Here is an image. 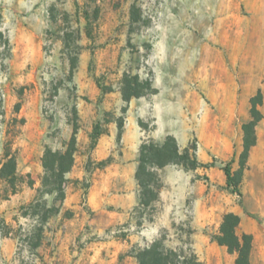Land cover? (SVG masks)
<instances>
[{
  "label": "rangeland",
  "instance_id": "1",
  "mask_svg": "<svg viewBox=\"0 0 264 264\" xmlns=\"http://www.w3.org/2000/svg\"><path fill=\"white\" fill-rule=\"evenodd\" d=\"M135 77L151 92L126 101ZM259 92L239 196L224 167L236 153L240 168ZM74 133L61 202L43 159ZM168 136L210 166L148 167L158 199L145 206L141 147ZM8 147L21 178L15 194L0 180V264H141L155 243L181 262L234 264L214 240L226 213L264 264V0H0V167Z\"/></svg>",
  "mask_w": 264,
  "mask_h": 264
},
{
  "label": "trees",
  "instance_id": "2",
  "mask_svg": "<svg viewBox=\"0 0 264 264\" xmlns=\"http://www.w3.org/2000/svg\"><path fill=\"white\" fill-rule=\"evenodd\" d=\"M123 98L130 101L133 97H143L151 92L149 83L144 87L139 77H135L134 81L126 80L122 87ZM263 104L262 93L259 92L251 99L250 119L243 124V151L239 157L240 168L233 171L232 166L237 161L236 153L233 158L224 167L226 175L227 187L232 193L241 196V184L243 174L246 169L251 150L257 144L256 129L263 119L260 106ZM100 127L94 128L92 139L94 145L100 137ZM75 133L65 151L48 150L43 165L45 169V177L43 178V189L46 193L56 194L61 202L65 199L66 173L70 172L75 163ZM196 148L188 146L183 151L177 145L175 139L168 136L165 141L160 143L149 142L141 147L140 165L137 172V182L141 189L142 204L149 206L158 199V187L156 177H152V173L148 172L149 168H162L169 164H178L187 170H196L198 168H208L209 164L200 162L196 157ZM18 173V160L11 148H6L4 153V162L0 167V180L6 182L10 187L11 193L15 194L18 190V182L20 181ZM32 186L33 182L29 181ZM241 218L235 213H226L223 216L222 223L214 240L223 247H226L230 254L236 255L234 264H251V254L253 249V237L250 234H238V228ZM141 264H198L197 259H191L188 262H181L177 259L174 252H166L160 243H155L151 248L145 251L140 257Z\"/></svg>",
  "mask_w": 264,
  "mask_h": 264
}]
</instances>
